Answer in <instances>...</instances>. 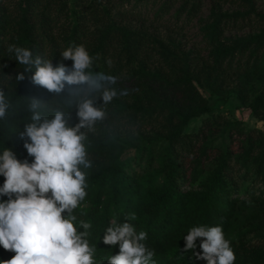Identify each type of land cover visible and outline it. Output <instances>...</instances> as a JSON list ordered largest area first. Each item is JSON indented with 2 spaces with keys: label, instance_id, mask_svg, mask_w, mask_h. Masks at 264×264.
<instances>
[{
  "label": "trees",
  "instance_id": "16d2710c",
  "mask_svg": "<svg viewBox=\"0 0 264 264\" xmlns=\"http://www.w3.org/2000/svg\"><path fill=\"white\" fill-rule=\"evenodd\" d=\"M85 1L73 0L72 5L64 6L58 0H19L10 6L0 0V86L14 106L6 120H0V153L8 147L17 159L31 163L33 158L20 138L31 118L28 99L45 102L42 111L49 118L57 108L70 111L71 117L76 115L65 97H52L34 85L31 71L24 73L23 80H16L24 66L8 52L9 45L28 48L34 56L70 68L72 60L63 59L61 52L82 44L94 58L92 70L110 75L115 87L128 90L126 96H118L106 106L107 119L95 125V132L88 134L85 142L92 167L85 170L87 195L73 214L78 221L92 224L87 239L90 246H96L94 260L107 264L108 257L119 252L118 245L109 246L102 240L115 217L118 223H131L137 232H147L144 243L154 250L156 264H206L192 251L181 253L184 236L201 225L222 227L236 257L234 264H264L263 246L247 238V234L256 236L264 229L261 222L249 221L253 213L248 212L250 205H258L264 214V196L254 194L255 184L264 189V136L259 131L255 136L238 132L244 141L234 152L225 142L211 145L208 137L212 132H206L209 125L193 135L184 132L189 120L212 111L199 93L202 79L205 83H221L230 76L241 80L264 67V32L221 48L218 40L227 19L220 17L210 56L199 61L175 47L171 36L164 39L158 30L150 32L143 24V6L153 8L157 0ZM174 1L163 3L154 19L168 13ZM195 9L192 5L185 12L187 17L194 16ZM176 13L178 19L180 12ZM255 43L256 52H249ZM131 78L133 82H128ZM253 110L259 113L256 107ZM262 121L264 126V118ZM136 127L143 130L133 133ZM228 133L226 138L233 136L232 130ZM158 142L163 145L161 151L155 150ZM212 156L214 164L206 166L205 159ZM232 162L245 168L241 182L253 176V184L243 186L247 193L243 199L237 196L241 185L231 174ZM4 179L0 175V186ZM187 185H196L201 193L186 192ZM3 200L7 196H0ZM260 211L256 208L252 218L260 221ZM132 213L135 220L128 219ZM76 226L83 231L78 223ZM200 239L196 252L201 251ZM13 255L0 246V261Z\"/></svg>",
  "mask_w": 264,
  "mask_h": 264
},
{
  "label": "clouds",
  "instance_id": "9594fccd",
  "mask_svg": "<svg viewBox=\"0 0 264 264\" xmlns=\"http://www.w3.org/2000/svg\"><path fill=\"white\" fill-rule=\"evenodd\" d=\"M8 52L24 66L16 80H23L24 73L31 71L34 85L52 97H65L68 108L76 109L78 123L70 126V111L60 108L49 118L42 111L45 102L28 99L31 118L20 138L33 158L31 163L17 159L8 147L0 153V175L5 178L0 196H7L0 201V246L14 253L0 264H103L94 260L96 246H90L87 239L92 224L78 221L73 214L87 195L85 170L92 167L83 130H94L98 122L106 120V106L114 98L126 96L128 90L115 87L110 75L93 71L94 58L82 44L61 52L63 59L72 60L70 68L63 63L53 65L51 59L34 56L25 47L9 45ZM98 100L102 102L97 104ZM10 110L14 106L0 86V120H6ZM128 219L135 220V214ZM76 223L83 231H78ZM147 237V232H137L131 223H118L113 217L102 240L109 246L118 245L119 252L108 257L107 264H156L154 250L144 243ZM198 238L201 251L196 252ZM184 241L181 253L192 251L206 264L235 262L220 225L192 227Z\"/></svg>",
  "mask_w": 264,
  "mask_h": 264
},
{
  "label": "rangeland",
  "instance_id": "374dc122",
  "mask_svg": "<svg viewBox=\"0 0 264 264\" xmlns=\"http://www.w3.org/2000/svg\"><path fill=\"white\" fill-rule=\"evenodd\" d=\"M58 1L67 6L69 4L72 5L73 0ZM78 1L86 2L85 0ZM6 2L8 5L13 6L18 4L19 0H6ZM100 2L104 3L106 0H100ZM165 2L167 0H157L153 8L151 5L143 6L142 12L145 14L144 17L147 18L144 19L143 24L149 28L150 32H157L158 30L164 39L171 36V42L175 47L188 52L191 58L196 56L199 61L210 56L213 48L211 40L216 36L214 32L216 20L220 17L221 19H227L223 35L218 40L222 44L221 48L232 45L235 41L240 42L249 37H256L261 32H264V0H249L250 4L242 0H175L168 13L162 15L159 20L154 19L155 13ZM192 5H195L196 8L194 11L195 15L189 18L185 12ZM176 12H180L178 19L176 18ZM64 18L65 15H63L61 20ZM223 22L221 20L220 24H223ZM218 41L217 44H219ZM171 42H167V44L170 45ZM218 47L220 46L218 45ZM256 47L257 44L255 43L249 49V52H256V50L254 51ZM260 67L255 74H251L246 78L243 77L241 80L230 76L226 81L221 83L220 81L205 83L204 79H202L201 85H198L199 93L206 99V103L212 108V111L189 120L184 128V132L193 135L203 125H209V129L206 132H212L208 137L211 145H220L221 142H225L229 144V147L234 152H238L239 143L244 141L242 140L244 136H239L238 132L243 131V134L250 133L252 136H255L257 135V131H259L260 135L264 136L262 121L264 118V67L263 65ZM123 75L124 77L128 76L127 73H123ZM128 82H133V78L129 79ZM255 107L259 113L254 112L253 108ZM76 123H78V118L74 115L69 120V125L73 126ZM119 128L124 130L126 127ZM119 128L117 130L122 132ZM136 128L133 129V133L143 130V127L137 128V130ZM144 129L150 132V127ZM95 130L96 126H94V130L84 129L83 131L88 135L95 132ZM230 130L233 131V136L226 138ZM145 137L147 136L145 135ZM145 137L143 136V138ZM139 139V143L143 141L141 136H139ZM162 146L158 142L155 150L161 151ZM204 164L206 166L213 165L214 156L205 159ZM134 169L137 171L141 170L139 166H135ZM244 171L245 168L240 167L239 163L235 164L232 162L231 174L235 179L239 180L241 185L237 195L239 199H243L247 195L246 189L243 186L253 184L252 175L246 181L241 182L240 176H243ZM185 191L201 193V189L196 185H187ZM254 194L264 196V189L260 183L255 184ZM256 208H260L261 210L259 213L260 221L252 218ZM248 212L249 215L253 213V216L249 219L250 222L254 224L261 222L264 226V214H261V207L250 205ZM247 238L252 240L253 244L262 245L264 248V229L260 233H257L256 236L253 233L247 234Z\"/></svg>",
  "mask_w": 264,
  "mask_h": 264
}]
</instances>
